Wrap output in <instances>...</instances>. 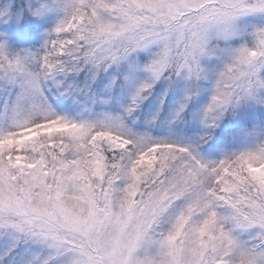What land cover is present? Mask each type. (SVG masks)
Segmentation results:
<instances>
[{
  "label": "snow or ice",
  "instance_id": "6c2138e0",
  "mask_svg": "<svg viewBox=\"0 0 264 264\" xmlns=\"http://www.w3.org/2000/svg\"><path fill=\"white\" fill-rule=\"evenodd\" d=\"M0 264H264V0H0Z\"/></svg>",
  "mask_w": 264,
  "mask_h": 264
}]
</instances>
